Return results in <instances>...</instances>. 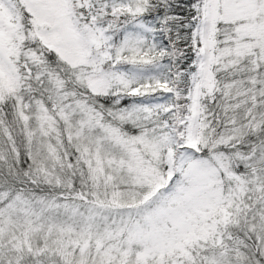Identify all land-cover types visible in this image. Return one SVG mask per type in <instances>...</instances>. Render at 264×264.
<instances>
[{"label":"snow or ice","instance_id":"obj_1","mask_svg":"<svg viewBox=\"0 0 264 264\" xmlns=\"http://www.w3.org/2000/svg\"><path fill=\"white\" fill-rule=\"evenodd\" d=\"M0 264H264V0H0Z\"/></svg>","mask_w":264,"mask_h":264}]
</instances>
